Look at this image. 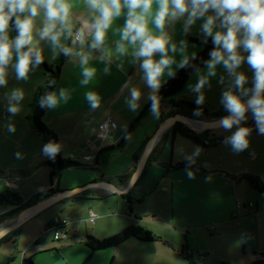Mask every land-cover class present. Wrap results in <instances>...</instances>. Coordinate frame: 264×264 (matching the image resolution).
Instances as JSON below:
<instances>
[{
    "label": "crops",
    "instance_id": "0c3cea01",
    "mask_svg": "<svg viewBox=\"0 0 264 264\" xmlns=\"http://www.w3.org/2000/svg\"><path fill=\"white\" fill-rule=\"evenodd\" d=\"M72 2L74 4L73 21L75 27H82L84 22L89 19L87 9L84 6V0H72ZM202 22V20H198L188 35H184L182 31V21L177 22L174 25V28L169 29L170 34L176 43H179L181 39L188 42L189 54L193 52L197 53L200 50V45L192 41L189 37H202L200 33V25ZM123 23L124 18L121 17L115 21L114 27H120ZM37 26H40L39 20H37ZM9 36L10 38H14L10 27ZM116 39H118V36H113L112 31L110 30L108 37L109 46L114 45ZM67 43L70 44V41H67ZM39 47L42 49V55L46 62L50 63L56 59L52 57V50L47 42L40 41ZM241 54L247 56L246 52L241 51ZM93 55L98 56L99 53H93ZM113 57L115 58V54H113ZM155 58L158 59L159 57L156 56ZM176 59H180L179 55L176 56ZM119 62L120 61H114L110 65V73L106 75L103 72L105 67L104 63L96 59L90 61L89 66L96 67L98 70L97 77L89 84L88 88H82L79 84V80L81 79V69L78 63H73L70 58L67 57L61 65L58 79L50 92L58 91L60 87H66L72 91V99L68 104H61L57 109L49 110L45 108L41 116L42 121L56 133L59 141L61 137L65 135L66 141L72 143V154L68 157L78 161L84 160L91 165H96L95 168H97L101 162L100 156H103V154H100L98 156V161H93L98 149L104 146L115 145L119 142L128 124L136 116L144 103L148 101L147 96L149 89L141 78L142 73L140 72L138 65H133L129 63L128 58H124L123 70H119L117 68V63ZM13 63H15V55L13 56ZM199 68L205 70L204 63ZM238 70L248 77V84L245 86L251 87L253 71L247 63L244 62ZM106 76H108V80H110V87L107 91L97 85L98 80ZM220 76L225 77V84L218 83ZM43 78L44 75L42 70L37 67L35 71L29 74L28 81H18L15 78L14 69L10 66L8 69L7 87L0 88V188L8 186L17 189L20 186L19 180H25L34 173L44 176V180L40 179L36 186L30 187L28 192L25 191L26 194L23 195L20 193L24 200L30 197L33 193L49 186V168L45 163L48 157L42 152V146L44 143L40 136L31 128L30 120L27 118L28 107L30 101L33 99L34 90L43 81ZM210 81L211 87H206L204 89L205 101L201 106L211 110L221 107L222 104L220 103V97L222 91L227 87L228 77L222 66L217 67V75L216 77L210 78ZM126 82L129 83L130 87L135 86L142 92L140 108L137 112H132L125 103V99L129 95L128 89L123 88ZM196 82L197 77L193 71L183 87L176 93L175 98L195 104L196 94L189 91L188 85L195 84ZM17 87L23 88L26 95L25 99L21 102L22 111L20 114L11 116L6 110L7 101L5 95L13 88ZM89 90L96 91L102 98L101 106L94 111L90 109L87 101L84 100V93ZM161 108L166 111L170 109V105L165 104L162 105ZM149 112L151 111H148L134 129L123 137L120 149L123 147L124 149L119 154L114 152V150L107 152L106 161L104 162V164H106V169H100L98 176H94L95 179H105L115 184H123L127 181V175H130L136 162L134 156L141 152L146 138L151 135L161 120L160 114L157 118ZM205 117L214 116H201L195 118ZM107 118L111 119L113 125L110 127L111 129L106 132L105 136L102 139H99L96 136L98 125ZM9 120L15 125L16 131L14 133H9L7 130ZM246 125L256 126L252 122H247ZM205 130V139L208 140V137H213L216 139V143L207 146L199 145L201 149L207 150L210 147L222 144L223 137L226 135L223 136L222 134L221 136L216 134L214 131L215 129L213 128ZM205 130L203 131L205 132ZM167 131L168 129L165 132ZM164 133L153 145L149 154L150 160L147 165L145 164L146 167L144 166L145 170L143 174L139 176L136 183L130 188L128 192L130 196L129 201L122 195L123 193L120 194L122 198L121 201L114 197L117 193L106 191L100 187H88L86 190L84 189L85 191L83 190L81 192L82 195L80 193L76 196H68L70 201H66V199L56 201L50 205L51 208L55 209H53V211L41 223L45 228L46 223L51 219L66 218L68 221L66 225V236L63 239H59L61 242L56 243L50 241L49 238H43L48 233L46 232L34 241L43 230L40 232L41 225L37 228L30 229L34 222L33 215L22 222L17 231H15L17 227L11 230L12 237L5 241L7 243L4 241L3 243H0V248H3L2 251L5 253L4 255L10 254V257L7 256L9 257L8 260H10L9 262L7 261L8 264H21L22 258L26 256L31 257L33 264H80L83 261L84 264H137L134 261L135 253L138 249L144 251L146 248H136L134 246L137 242H142L143 240L130 237L122 241V243L120 242L114 246L106 248L98 247L101 238L107 237L121 230L130 223H139L151 230H163L165 233L164 235L168 237V239L164 236L167 240H161V244L167 242L166 244L168 245L169 243L171 247L176 246L177 254H181L178 249L183 245H186L188 248H193L192 244L188 242L185 233H183L184 230L188 228L186 223L192 222L191 219H188V221L184 223L185 225L182 226V228H179L176 224L173 225L166 222L165 217L160 214L158 210L150 207L148 204L146 207H140L139 205L134 204L133 198L142 195V198L140 197L141 202L144 200L143 195L153 189L154 182L152 181V176H157V179L159 178V175H155V173L147 168H150L149 166H152V164H161V162L163 163L164 161L163 143H160L164 138ZM131 134H133L132 137H134V140L126 147V139H128ZM191 142L196 146V143L192 140ZM62 148L63 145H61L60 153ZM115 149H117V147ZM17 153H20L19 157L16 155ZM252 154V157H256L255 152H252ZM222 158L223 156L219 154V157L217 158L218 164L216 165L196 161V164L194 165L199 167V169L191 167V170L195 173L194 179H190L187 176L185 170L186 166L169 168L172 179L170 183L171 197L174 195L175 198H178L179 200L186 195H181L180 192L185 191L187 193L186 198L189 201L199 204L203 198L201 193V190L203 189L202 178L213 175L220 176L222 185H226L228 182L243 181L244 179H231L223 174V172L230 174H235L236 172L231 173L228 172V170L226 171L225 169L217 168V166L223 168L222 164L219 162ZM178 160H184V156L178 158ZM113 164H116V168L110 169ZM43 171L45 172L44 175ZM241 173L242 172L237 174ZM85 176L86 175L79 170L62 169L58 176L57 186L59 189L73 187L81 183ZM125 176L127 177L125 178ZM88 179L89 180L87 181H90L91 178ZM249 187L252 188L250 185ZM244 188H246L245 185ZM245 191L248 192L247 188ZM226 195L230 196L229 203L227 204L222 200L215 207V209H217V213L214 215L216 217V222L230 219V216L235 209L238 210L242 208L245 211V202L239 200L234 201L236 197L234 192L223 194L222 198ZM99 196H103V198L96 199ZM76 197H85L86 199H80V201H78L75 200ZM210 198H212V195L206 197V199ZM237 203H239L240 206H237ZM154 204L159 205L157 201L154 202ZM10 208V206H5V208L0 207V214ZM116 209L123 210L119 212ZM257 210L258 202L255 201L253 203L252 212ZM57 211H60L61 213ZM90 211L95 214V218L92 222L87 220ZM8 217H5L0 223L5 219L7 220ZM86 221L91 225H87ZM192 227H195V224H193ZM23 230L24 237L20 239V237H18V231L21 233ZM176 230L179 233H175ZM153 231L155 232V230ZM180 234H182V239H179ZM90 239L93 241H89ZM175 241L179 243L180 247L175 244Z\"/></svg>",
    "mask_w": 264,
    "mask_h": 264
},
{
    "label": "clouds",
    "instance_id": "9594fccd",
    "mask_svg": "<svg viewBox=\"0 0 264 264\" xmlns=\"http://www.w3.org/2000/svg\"><path fill=\"white\" fill-rule=\"evenodd\" d=\"M84 6L89 19L77 28L73 21L72 0H0V88L7 87L10 66L18 81H28L29 74L43 63L39 42L45 41L50 45L53 58L62 54L78 63L82 88H88L97 77V68L89 66L93 59L105 64L103 72L107 75L114 61H120L117 68L123 70V60L128 58L129 63L138 65L149 89L150 111L158 118L159 90L168 78H175L177 69H194L197 82L189 84L188 89L196 94L195 104L201 106L205 101L204 89L211 87L210 78L216 77L217 67L222 66L228 82L220 103L228 115L214 124L230 133L222 143L234 153L249 148L252 129L241 126L249 112L258 133L264 135V0H84ZM121 17L123 25L114 27ZM198 20L203 21L200 25L202 43L206 44L211 38L213 44L210 58L204 61L205 70L192 64L196 53L189 54L188 42L181 39L176 43L169 31L182 21V31L188 35ZM10 21L17 32L15 38L9 36ZM110 30L113 36H118L112 46L108 44ZM97 52L99 55L94 56ZM244 62L253 71L251 87L245 86L248 77L238 70ZM54 83L49 81V87ZM218 83L225 84V77L220 76ZM123 88L129 91L125 103L132 112H137L141 90L130 87L127 82ZM25 95L24 89L19 87L5 95L6 110L11 116L20 114ZM71 99L72 91L60 87L58 91L41 96L39 103L42 108L54 110ZM101 99L96 91L84 93V100L93 111L101 106ZM194 115H202V108L197 107ZM7 130L9 133L16 131L11 120ZM60 150L61 145L52 141L42 146L43 154L50 159ZM201 152L199 146L194 147L191 154H183L181 150L190 179L195 178L191 166L196 164ZM16 155L19 157L20 153Z\"/></svg>",
    "mask_w": 264,
    "mask_h": 264
},
{
    "label": "rangeland",
    "instance_id": "374dc122",
    "mask_svg": "<svg viewBox=\"0 0 264 264\" xmlns=\"http://www.w3.org/2000/svg\"><path fill=\"white\" fill-rule=\"evenodd\" d=\"M97 85L99 87L101 86V88L103 89H106V91L109 90L110 80H108V76L99 79ZM247 117L248 118L246 122H243L242 125L246 124L247 122H252L255 125V121L250 112L247 113ZM213 129H215L214 131L216 132V134H219L221 136L222 134L223 136L230 135V133H226L222 129H218L216 127H214ZM232 131H235V128ZM97 134L98 132L96 133V136ZM132 135L133 134L129 135V138L126 139V147L133 142L134 137H132ZM249 141V148L240 153H234L233 151H231L229 146H226L223 143L217 146L210 147L207 150L202 149V152L200 156L196 158V161H202L207 162L211 165H216L218 164L217 158L219 157V154H221L223 158L219 162L220 164H222L223 168L218 166L217 168L225 169L226 171L228 170V172L231 173L236 172L235 174L242 172L257 175L261 180L262 186L264 187V135L259 134L258 132H251ZM59 142L60 145H63L60 155L62 157H68L69 155H71L72 143L66 141L65 135L61 137ZM160 143H163L164 148L163 163H155L152 164V166H149L150 168H147L150 169L151 172L155 173V175H159V178L157 179V176H152V181L154 182L153 189L147 194L143 195V201L140 202V197L142 198V195L136 198H133L132 196V198L134 199V204L139 205L140 207H146V205L148 204L150 207L158 210L159 213L165 217L166 222H169L173 225L176 224L177 226H179V228H182V226L185 225L184 223L187 222L188 219H191L192 222L186 223L188 228H186L183 233H185L188 242L192 244L193 249H196L199 254L202 255L201 257H199V261L201 262V264H246L255 258L264 257V194L262 195L257 190L250 188L246 180H243L241 182H228L226 185H222L220 176L213 175L202 178V188L204 190H201L203 198L199 204L189 201L186 198L187 193L185 191L180 192L181 195H186L181 197L179 200L178 198H175L174 195L173 197H171L170 183L172 179L169 172L170 169L166 167L167 163H176L177 161H179L178 158H182V156H184L183 154H191L197 144L195 146V144H193L189 138H185L178 133L174 134L173 136L170 133H167ZM123 149L124 147L121 149L119 147L117 149H114V152L119 154ZM181 150L183 154L181 153ZM252 152H255L256 157H252ZM83 161L84 160H81L80 162L87 165L64 168L79 170L86 175L81 183L77 185L84 184L85 182H87V180H89L88 178H91L90 180H94V176H98L100 169H106V164H104V162L102 161L97 168H91L89 167L88 162ZM112 168H116V164H113L110 167V169ZM44 173L45 172L43 171V175ZM40 179L44 180V176L39 175L38 173L31 174L27 179L19 180L20 186L16 190L24 195L26 194L25 191L28 192L30 187L36 186ZM244 185L246 186L248 192L245 191L246 188H244ZM232 192H234L236 195L234 201H243L245 202V204H247L248 201H252L253 203L257 201L258 210L254 212H245L242 208L238 210L235 209L233 214L230 216V219H224V221L216 222V217L214 216L217 213V209H215L216 205L219 204V202H221L222 200H224L225 203L228 204L230 196L226 195L222 198V195ZM209 195H212V198L206 199V197ZM114 197L122 201L120 194L117 193ZM102 198L103 196H99L96 199ZM63 199H66V201H70L68 197H65ZM80 199L86 198H75V200L78 201H80ZM156 201L159 203V205L154 204V202ZM5 206L8 205H0V207L3 208H5ZM53 209L55 208H51L50 206H48L37 212L34 215L33 226L30 229L37 228L41 225V232L44 229V226L41 222H43V220L47 218V216L53 211ZM116 210L121 212L123 209ZM86 223L87 225H91L87 221ZM193 224H195V227H192ZM212 225L214 226V228L211 227ZM19 228L20 226H18L15 231H17ZM153 230H155V232L162 237V240L168 239V237L164 235L165 233L163 230ZM23 232L24 230L21 233H19L18 231V237H20V239L24 237ZM175 233L179 232L176 230ZM43 238H49L50 241L56 243L61 242V240H53L51 237V232H48ZM179 239H182V234L179 235ZM166 243L167 242L161 244V240L137 242L134 247H144L146 249H144V251H140V249H138V251L134 255L135 263L189 264L187 259L183 258L182 254H177L176 246L171 247L169 243L168 245ZM175 244L180 247L179 243L176 242ZM2 249L3 248H0V264H8V262L10 261L8 260L10 254L4 255L5 253L2 251Z\"/></svg>",
    "mask_w": 264,
    "mask_h": 264
},
{
    "label": "trees",
    "instance_id": "16d2710c",
    "mask_svg": "<svg viewBox=\"0 0 264 264\" xmlns=\"http://www.w3.org/2000/svg\"><path fill=\"white\" fill-rule=\"evenodd\" d=\"M9 27L13 33V37L15 38V36L17 35V32L15 30V27L12 21H10ZM189 38L192 41L200 45V50L196 53V59L192 61V64L195 67H200L204 63V61H206L209 58V53L213 48L211 38L208 39V42L206 44L202 43V37H189ZM66 58L67 57H65L64 55L58 54V56L56 57L54 61L48 63L45 60H43V63L38 66L42 70L44 78H43V81L34 90L33 99L29 103L27 118L30 120L31 128L40 136L44 144L48 143L49 141L59 143V140H58L56 133L50 127H47L41 119V116L45 108L40 107V103H39L40 97L52 90L53 86L55 85L58 79L61 65L65 61ZM193 71H194L193 68L177 69L175 78H168L167 82L163 84V86L159 90V93H158L159 113L161 116V120L164 117L176 111H180L192 117L219 116V115L226 113L222 105L220 108L210 110L206 107L198 106L192 102L175 98L176 93L183 87L186 80L188 79V77ZM49 81H55V83L51 87H49ZM165 104H169L170 109L164 111L161 108V106ZM197 107L202 108V115H199V116L194 115V111L195 109H197ZM150 108H151V101L148 100L146 103H144V105L138 111L136 116L128 124L119 142H117L115 145L104 146L98 149L93 161H98V156L100 154H103V156H100V161L105 162L107 152L114 150L116 147L119 148L122 145L123 137H125L127 134H129L134 129V127L145 116V114L148 111H150ZM242 126L251 128L252 132H257L256 126H250L246 124H243ZM167 133H170L172 136L178 133L183 137L189 138L194 143L200 146H207V145L216 143V139L213 137H208V140L205 139L206 130L205 132L204 131L196 132L195 130L187 126L185 123L180 122V121H175L168 128V131L165 132L163 136H165ZM138 155L139 153H137V155L134 156L135 160H137ZM149 160H150V156L147 159L146 165L148 164ZM45 163L48 165V168H49V186L47 188L33 193L30 197H28L25 200L22 198L20 193L14 188H11L8 186L0 188V205L5 204L11 207L9 210L0 214V221L3 220L5 217L12 216L24 206L28 205L29 203L35 200H38L46 196L48 193L59 190L57 186V180H58L59 173L62 169L67 168V167H72V166L87 165V164H82L80 161L76 159H72L70 157H62L60 155V152L59 154L55 156L54 159L48 158L45 161ZM88 165L89 167H94V168L96 167V165L94 166L93 164L92 165L88 164ZM183 166H186L185 160H182V161H179L173 164L169 162L167 163L166 167L167 168H179ZM145 167L141 175L143 174ZM191 167L199 169V167H196L195 165H192ZM223 174L226 177L231 178V179H236V180L244 179L248 182V184L252 188L256 189L261 194H264V187L262 186L261 180L260 178H258L257 175H252L250 173H241V174L235 175V174H230L227 172H223ZM0 175H1V172H0ZM127 176L129 177V175ZM127 176H125V178ZM122 195L128 201L130 200V196L128 192L123 193ZM236 205L240 206L239 203H237ZM252 210H253V202L248 201L245 207V212H249ZM53 221L54 219L49 220L46 223L45 227L51 224ZM211 227L214 228L213 225ZM11 237H12L11 231L5 233L4 235L0 237V243L10 239ZM130 237H135L143 241L162 240V237L159 234L149 229L148 227L141 225L139 223H130L126 225L125 227H123L121 230L107 237L101 238L99 240L98 247L106 248V247L114 246ZM89 241H93V240L90 239ZM178 250L183 255V258L187 259L189 264H201V262L199 261V257H201L202 255H200L196 249L194 250L193 248H188L186 247V245H183ZM21 264H33L31 257L30 256L23 257L21 260ZM80 264H84V261L81 262ZM233 264H243V263H233ZM246 264H264V257L255 258Z\"/></svg>",
    "mask_w": 264,
    "mask_h": 264
},
{
    "label": "water",
    "instance_id": "95a60500",
    "mask_svg": "<svg viewBox=\"0 0 264 264\" xmlns=\"http://www.w3.org/2000/svg\"><path fill=\"white\" fill-rule=\"evenodd\" d=\"M244 99L246 100L247 98ZM226 115H228L227 112L225 114L214 117L195 118L192 116H188L180 111H176L164 117L162 120H160L151 135L145 140L141 152L139 153L138 158L135 162L134 168L125 183L115 184L105 179H94L87 181L84 184L75 185L69 188H62L55 192L48 193L46 196L24 206L15 214L9 216L7 220L5 219L4 221H2L0 223V234L4 235L8 231H11L18 227L22 222L35 215L40 210L65 197L80 194L84 189L88 187H100L106 191L118 194L129 192L130 188L136 183L139 176L141 175L153 145L175 121L183 122L191 129L200 132L208 128H214L215 122ZM195 121L198 122V124H195Z\"/></svg>",
    "mask_w": 264,
    "mask_h": 264
},
{
    "label": "built area",
    "instance_id": "2783aa9c",
    "mask_svg": "<svg viewBox=\"0 0 264 264\" xmlns=\"http://www.w3.org/2000/svg\"><path fill=\"white\" fill-rule=\"evenodd\" d=\"M112 125H113V122L111 121L110 118H107L105 121L101 122L98 125L97 137L99 139H102ZM94 218H95V214L92 211H90L87 216V220L92 222ZM67 222L68 221L66 218H55L51 224L47 225L43 229V231L39 234L38 237L34 239V241L37 240L39 237H41L46 232H51V236L54 240L63 239L66 236Z\"/></svg>",
    "mask_w": 264,
    "mask_h": 264
},
{
    "label": "bare ground",
    "instance_id": "6f19581e",
    "mask_svg": "<svg viewBox=\"0 0 264 264\" xmlns=\"http://www.w3.org/2000/svg\"><path fill=\"white\" fill-rule=\"evenodd\" d=\"M194 123H195V124H198V122H196V121H195Z\"/></svg>",
    "mask_w": 264,
    "mask_h": 264
}]
</instances>
